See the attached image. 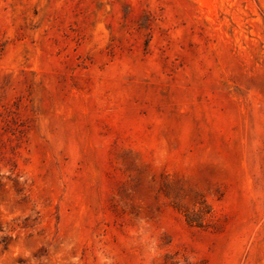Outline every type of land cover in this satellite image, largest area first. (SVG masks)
<instances>
[{
  "label": "rangeland",
  "instance_id": "1",
  "mask_svg": "<svg viewBox=\"0 0 264 264\" xmlns=\"http://www.w3.org/2000/svg\"><path fill=\"white\" fill-rule=\"evenodd\" d=\"M0 264H264V0H0Z\"/></svg>",
  "mask_w": 264,
  "mask_h": 264
}]
</instances>
